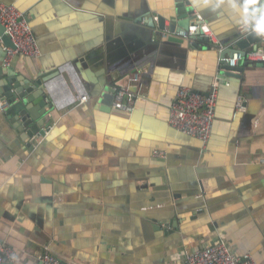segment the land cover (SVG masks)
<instances>
[{
  "label": "crops",
  "instance_id": "1",
  "mask_svg": "<svg viewBox=\"0 0 264 264\" xmlns=\"http://www.w3.org/2000/svg\"><path fill=\"white\" fill-rule=\"evenodd\" d=\"M0 3L15 5L38 44L36 56L6 65L0 43V244L13 264H37L46 246L64 264H186V251L219 239L264 264V62L240 60L238 77L220 74L221 56L247 36L238 26L264 15V0ZM197 14L217 43L167 31ZM255 47L264 43L244 51ZM56 70L45 134L29 149L6 113L7 80L34 83ZM131 72L139 80L128 81ZM74 74L88 98L56 107L51 96ZM213 80L218 102L203 146L168 125V110L180 87L206 93ZM118 85L138 97L132 110L100 100Z\"/></svg>",
  "mask_w": 264,
  "mask_h": 264
},
{
  "label": "built area",
  "instance_id": "2",
  "mask_svg": "<svg viewBox=\"0 0 264 264\" xmlns=\"http://www.w3.org/2000/svg\"><path fill=\"white\" fill-rule=\"evenodd\" d=\"M0 26L4 34L9 36L13 47L4 46L5 64L7 65L15 55L36 56L38 44L29 22L21 16L20 11L12 3H0ZM239 37L242 38L249 33H255L260 41L264 43V15L257 14L238 26ZM200 36L207 37L209 42L217 43L213 32L200 15L192 21L186 29L174 32V35L182 38ZM166 37V36H165ZM246 37V36H245ZM2 43V42H0ZM1 45V44H0ZM264 62V50L257 47L252 50H235L230 57L225 59L228 66L234 67L238 61ZM128 81L139 80L136 72H131ZM72 86L65 80H60L61 90L58 95L51 96L56 107L62 106L64 102H82L88 98L82 85L74 74ZM51 92L49 95H51ZM138 97L127 89L126 86L118 85L114 88L112 106L132 110L133 104ZM218 102L217 83L213 80L211 88L206 93L191 91L187 87H180L175 93L168 110V125L174 130L198 139L203 146L210 139L216 114ZM0 107H5L0 102ZM50 104L44 106L48 110ZM236 108L241 109V102L237 101ZM159 157H165L164 151L153 153ZM16 260L13 249L10 246L0 244V264H13ZM186 264H257L249 253L234 254L228 247L226 241L219 239L217 242L201 248L191 249L184 253ZM37 264H64L48 246L38 257Z\"/></svg>",
  "mask_w": 264,
  "mask_h": 264
},
{
  "label": "water",
  "instance_id": "3",
  "mask_svg": "<svg viewBox=\"0 0 264 264\" xmlns=\"http://www.w3.org/2000/svg\"><path fill=\"white\" fill-rule=\"evenodd\" d=\"M163 20V18H160L158 20V27L160 30L165 29L162 24ZM184 27H175L174 25V27L172 28L171 25H169L167 31L169 33H174L178 30H184ZM194 38L206 43L209 42V39L207 37L200 36V34L195 35ZM0 39L5 46L13 47L9 36L4 34V29L1 26ZM168 39L170 41H182L181 38H177L172 35H170ZM257 41H260L259 37L255 33H250L246 36V38L240 39L237 43V46L240 50H245L248 46V42ZM233 51V49L230 51L228 57L232 55ZM221 65L222 66L220 74H229L233 77L239 76L238 73L240 71V68L238 66H228L225 61V56H221ZM58 73V70L51 72L48 75L41 77L34 83L28 81L21 83L19 82V80L16 83H13L10 80H7L9 88L4 92V99L6 100V104H8L6 113L10 115L9 121L13 129L15 130V133L18 134V138H20L21 141L26 142V147H28L29 149L37 145L39 137L45 134L44 123L41 121V119H43L42 115L44 116L42 106L44 108V106L47 104V102L45 101L47 96L51 93V90L49 89H52L47 85L51 79L59 75ZM113 95V88L104 87L103 92L100 95V100L104 104L111 106ZM37 106H40L41 109H37Z\"/></svg>",
  "mask_w": 264,
  "mask_h": 264
},
{
  "label": "clouds",
  "instance_id": "4",
  "mask_svg": "<svg viewBox=\"0 0 264 264\" xmlns=\"http://www.w3.org/2000/svg\"><path fill=\"white\" fill-rule=\"evenodd\" d=\"M49 90H51V92H53V90H52V89H49Z\"/></svg>",
  "mask_w": 264,
  "mask_h": 264
}]
</instances>
